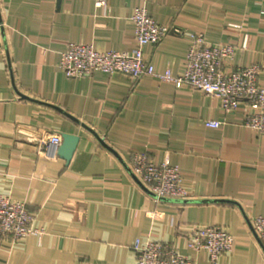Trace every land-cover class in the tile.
I'll use <instances>...</instances> for the list:
<instances>
[{"label":"crops","instance_id":"crops-1","mask_svg":"<svg viewBox=\"0 0 264 264\" xmlns=\"http://www.w3.org/2000/svg\"><path fill=\"white\" fill-rule=\"evenodd\" d=\"M143 5L179 29L143 47L162 71H182L198 32L237 47L229 65L264 63V0H0V193L25 201L40 230L0 241V264H135L138 240L212 264L188 247L192 224L234 236L217 264H264L249 225L264 215V136L245 126V106L226 113L217 96L156 76L69 77L60 67L70 40L135 50ZM64 133L80 137L69 162L44 143ZM135 151L179 166L187 197L153 195L130 168Z\"/></svg>","mask_w":264,"mask_h":264},{"label":"built area","instance_id":"built-area-1","mask_svg":"<svg viewBox=\"0 0 264 264\" xmlns=\"http://www.w3.org/2000/svg\"><path fill=\"white\" fill-rule=\"evenodd\" d=\"M97 5L106 6L107 0H96ZM134 35L139 46L132 52L113 49L100 50L94 42L70 40L61 52L60 67L69 77L89 76L96 71L107 74L121 72L133 78L151 75L178 86L199 89L220 99L224 112H232L241 106L247 109L245 126L264 136V85L260 75L264 63L249 66H232L237 47L232 44H212L202 32L194 35L184 60L183 69L176 74L172 70H160L144 54L148 43H159L176 26L160 23L149 14L145 5L138 6L132 16ZM219 119H208L206 125L218 127ZM62 136L54 134L45 140V145L60 146ZM130 168L138 174L157 198H186L188 191L183 183L181 168L167 161H156L144 152L135 151L130 156ZM249 225L264 247V215L249 220ZM40 233L35 226V214L23 200L0 193V241L21 242L31 234ZM188 247L205 250L212 264L233 250L234 236L230 230L218 224H192L188 234ZM135 264H197L182 254L176 246L159 241H136Z\"/></svg>","mask_w":264,"mask_h":264},{"label":"water","instance_id":"water-1","mask_svg":"<svg viewBox=\"0 0 264 264\" xmlns=\"http://www.w3.org/2000/svg\"><path fill=\"white\" fill-rule=\"evenodd\" d=\"M79 139L80 137L78 135L64 133L62 143L58 149L59 155L69 162L74 155Z\"/></svg>","mask_w":264,"mask_h":264}]
</instances>
